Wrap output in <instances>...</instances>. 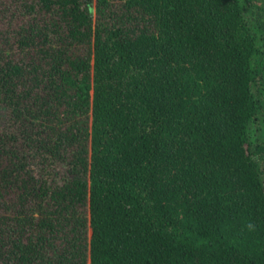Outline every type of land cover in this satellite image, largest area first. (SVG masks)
I'll return each instance as SVG.
<instances>
[{"label": "trees", "instance_id": "obj_1", "mask_svg": "<svg viewBox=\"0 0 264 264\" xmlns=\"http://www.w3.org/2000/svg\"><path fill=\"white\" fill-rule=\"evenodd\" d=\"M0 264H264V0H0Z\"/></svg>", "mask_w": 264, "mask_h": 264}]
</instances>
